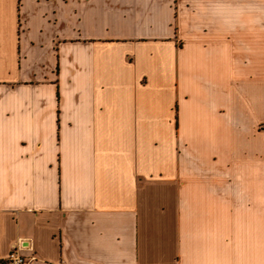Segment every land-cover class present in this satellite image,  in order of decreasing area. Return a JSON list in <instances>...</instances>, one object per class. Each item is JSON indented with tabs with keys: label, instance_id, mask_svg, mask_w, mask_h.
Wrapping results in <instances>:
<instances>
[{
	"label": "crops",
	"instance_id": "crops-1",
	"mask_svg": "<svg viewBox=\"0 0 264 264\" xmlns=\"http://www.w3.org/2000/svg\"><path fill=\"white\" fill-rule=\"evenodd\" d=\"M13 245L264 264V0H0V262Z\"/></svg>",
	"mask_w": 264,
	"mask_h": 264
},
{
	"label": "built area",
	"instance_id": "built-area-1",
	"mask_svg": "<svg viewBox=\"0 0 264 264\" xmlns=\"http://www.w3.org/2000/svg\"><path fill=\"white\" fill-rule=\"evenodd\" d=\"M20 250H21L20 245H13L9 255L4 260L5 263L6 264H26L27 258L21 253Z\"/></svg>",
	"mask_w": 264,
	"mask_h": 264
},
{
	"label": "trees",
	"instance_id": "trees-1",
	"mask_svg": "<svg viewBox=\"0 0 264 264\" xmlns=\"http://www.w3.org/2000/svg\"><path fill=\"white\" fill-rule=\"evenodd\" d=\"M0 264H6L5 261L0 262Z\"/></svg>",
	"mask_w": 264,
	"mask_h": 264
}]
</instances>
